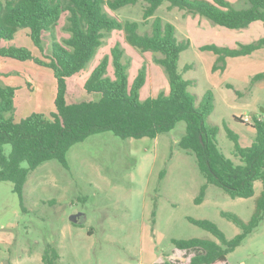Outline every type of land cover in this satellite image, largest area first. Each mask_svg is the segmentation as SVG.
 <instances>
[{"label":"rangeland","instance_id":"obj_1","mask_svg":"<svg viewBox=\"0 0 264 264\" xmlns=\"http://www.w3.org/2000/svg\"><path fill=\"white\" fill-rule=\"evenodd\" d=\"M168 6L162 5L155 17L173 24L180 41H190L191 46L180 56L179 70L183 71L187 65L192 67L184 77L193 81L189 91L197 104L208 91L213 92L215 107L207 122L220 128L217 140L221 152L239 163L233 156L234 143L225 126L240 137L243 147L253 143L256 132L252 125L255 119L264 120V80L252 83V79L264 73V49L248 57L227 59L224 71L213 72L217 55L201 51V47L211 44L225 47L219 45L220 30L230 34L227 41L235 47L237 42L247 44L244 41L262 39L258 38L261 35L250 33L249 37L246 32L250 27L230 30ZM235 7L242 9L238 4ZM144 8V3H138L116 12L109 9L104 12L113 18L136 22L142 34H151L155 17L143 25ZM69 15H62L54 32L42 34V49L30 38V30L24 28L17 31L14 40L0 41V48H26L33 56L26 62L0 57V87L17 88L14 110L8 114L16 123L33 114L51 119L56 112L54 73L36 60L49 61L54 42L63 43L71 36L67 31ZM116 47L122 50V62L128 66L129 86L146 67L141 101L168 93V76L155 61L162 55L141 54L127 43L122 31H112L106 33L86 67L67 79L68 104L98 102L102 98L100 93H88L85 83L106 57L109 66L105 77L115 80L112 51ZM185 133L186 124L180 122L174 130L156 139H121L112 132L92 135L69 149L68 169L51 160L33 171L22 199L12 182H0V264H44V251L49 245L59 251L58 264H156L167 259L180 264L182 258L186 261L198 250L182 255L174 246V239L217 241L211 233L193 225L190 218L212 221L228 239L234 238L240 229L221 212L233 213L249 222L262 184H255L256 194L249 199H232L224 190L209 185L204 202L195 204L206 179L195 155L179 147ZM11 150L10 145L4 146L7 156ZM22 167L28 165L23 163ZM79 214L82 215L79 221L71 222L70 218ZM226 264H264V221L227 257Z\"/></svg>","mask_w":264,"mask_h":264},{"label":"trees","instance_id":"obj_2","mask_svg":"<svg viewBox=\"0 0 264 264\" xmlns=\"http://www.w3.org/2000/svg\"><path fill=\"white\" fill-rule=\"evenodd\" d=\"M138 3L145 4L143 25L155 17L164 4L171 10L207 18L230 30L245 29L259 21L264 23V0H247L248 7L244 9H237L228 0H0V41L14 40L17 31L24 28L30 30V38L42 49V34L54 32L64 13L70 14L67 31L71 34L63 43L54 42L49 61L36 60L40 66L50 68L56 79V112L51 119L33 114L16 123L8 114L14 110L17 88L0 87V182H12L14 191L22 199L24 186L33 171L51 160L59 161L68 169L69 149L92 135L112 132L121 139H156L174 130L178 123L185 122L186 133L179 147L195 155L198 168L206 179L195 204L204 202L209 185L224 190L232 199H249L256 194L255 184H262L249 222L233 213L221 212L224 218L239 227L240 233L234 238L228 239L212 221L190 218L193 225L211 233L217 241L198 238L172 241L178 250H198L189 264L223 263L264 221V120L255 119L252 127L256 136L248 147H243L240 137L224 125L228 138L234 143L233 156L240 162L227 158L217 140L220 128L207 122L215 107L213 92L208 91L197 104L196 97L189 91L193 81L184 77L192 67L187 65L183 71L179 70L180 56L189 49L190 41H180L177 28L160 17H155L151 34H142L138 23L113 18L104 12V9L116 12ZM112 31H122L127 43L141 54L162 55L155 61L168 76V93L161 92L141 101L140 92L147 80L146 67L129 86L128 66L122 62V50L116 47L112 51L115 80L105 77L109 66L106 57L85 83L88 93H100L102 98L98 102L68 104L67 79L86 67L106 33ZM261 49H264V38L239 43L236 48L215 44L201 47V51L217 55L213 72L224 71L228 58L248 56ZM0 57L21 62L33 59L31 52L21 47L0 48ZM260 80H264V73L254 76L252 83ZM236 120L247 123L242 118ZM5 145L12 148L9 156L4 152ZM23 163L28 167L23 168ZM164 174L162 172L161 176ZM60 259L58 249L47 246L44 264H58ZM156 264L177 263L167 259Z\"/></svg>","mask_w":264,"mask_h":264},{"label":"crops","instance_id":"obj_3","mask_svg":"<svg viewBox=\"0 0 264 264\" xmlns=\"http://www.w3.org/2000/svg\"><path fill=\"white\" fill-rule=\"evenodd\" d=\"M229 2H231L234 6H236L237 4L242 8V9H244V8H247L248 7V4H247V0H228ZM202 21H204V20H202ZM205 23V25H209V24H207L206 22H204ZM258 22H255V23H253V24H251V25H260V26H258L257 28H252V26L250 25L249 27V30H248V32H246L247 33V35L249 36V37H251L249 34L250 33H252V36H254V35H256V34H258V35H261V37H258V38H264V25H261V24H257ZM200 26L201 25H199L198 26V28H200ZM203 28H205V27H203ZM221 35L222 36H224V38L222 37L221 38ZM230 34L228 33V32H223V31H219V37H218V40H219V45H223V46H225V47H228V48H234L235 46H233V45H235V44H233L232 45V43H229L230 41H227V40H229L228 39V36H229ZM232 38L233 37H231V39L230 40H232ZM259 40V39H258ZM255 41H257L256 39H252L251 41H244L245 43H248V42H250V43H252V42H255ZM222 42H226L225 44L224 43H222ZM239 43L237 42L236 43V46L238 45ZM236 48V47H235ZM259 51H261V50H258V51H256V52H254L253 54H255V53H257V52H259ZM253 54H251V55H253ZM251 55H248V56H251ZM248 56H244V57H248ZM238 58H243V57H237L236 59H238ZM228 59H231V58H228ZM234 59V58H233ZM179 251H181V250H179ZM187 253L188 254V251H181L180 253H182V255H183V253ZM176 255V254H175ZM195 254H193V255H191L189 258H188V260H186V261H183V258H182V260H180V264H189V262L191 261V258L194 256ZM174 256V255H173ZM173 258V257H172ZM172 260V259H171ZM219 264H226V262H223V263H219Z\"/></svg>","mask_w":264,"mask_h":264},{"label":"water","instance_id":"obj_4","mask_svg":"<svg viewBox=\"0 0 264 264\" xmlns=\"http://www.w3.org/2000/svg\"><path fill=\"white\" fill-rule=\"evenodd\" d=\"M81 216H82L81 214H79V215H74V216H72V217L70 218V220H71V222H73V223H77V222L79 221V219H80Z\"/></svg>","mask_w":264,"mask_h":264},{"label":"built area","instance_id":"obj_5","mask_svg":"<svg viewBox=\"0 0 264 264\" xmlns=\"http://www.w3.org/2000/svg\"><path fill=\"white\" fill-rule=\"evenodd\" d=\"M245 122H247V123H248V122H249V119H245Z\"/></svg>","mask_w":264,"mask_h":264}]
</instances>
